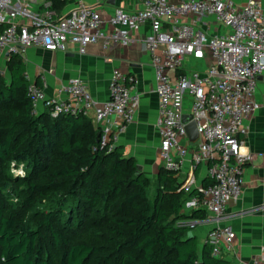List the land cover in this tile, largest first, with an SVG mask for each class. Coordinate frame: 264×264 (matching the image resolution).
Instances as JSON below:
<instances>
[{"label":"built area","instance_id":"built-area-1","mask_svg":"<svg viewBox=\"0 0 264 264\" xmlns=\"http://www.w3.org/2000/svg\"><path fill=\"white\" fill-rule=\"evenodd\" d=\"M34 1L0 0V59L6 61L30 45L57 50L68 41L77 44L80 52L99 39L106 47L126 45L131 41L132 28L149 24L143 44L158 97L155 126L161 166L178 175L190 159L187 174L180 180L181 187L189 189L196 183L194 168L206 164L211 182L196 186L211 219L202 242L210 245L213 256H221L234 239L231 225L223 218L224 211L229 199L240 197L245 165L253 159V154L244 149L240 133L259 108L255 92L258 75L264 71L260 0H143L136 10L116 7L105 20L109 25L106 32L100 12L84 0H69L70 7L60 17L47 0L40 11L33 10ZM189 16L193 19L187 21ZM199 16H213L227 32L207 33L196 25ZM187 57L201 62L199 69L187 70ZM27 95L32 113L42 102L51 116L77 113L96 123L109 119L118 132L133 120L139 103L134 77L118 68L110 73L108 97L101 104L79 77L62 84L56 97H46L40 85L28 81ZM183 114L189 115L187 121H183ZM189 121L195 123L197 131L193 140L186 132ZM99 130L100 146L116 142L118 132L105 126ZM187 202L196 206L197 199L193 196ZM248 264H264V254L254 256Z\"/></svg>","mask_w":264,"mask_h":264},{"label":"trees","instance_id":"trees-1","mask_svg":"<svg viewBox=\"0 0 264 264\" xmlns=\"http://www.w3.org/2000/svg\"><path fill=\"white\" fill-rule=\"evenodd\" d=\"M47 1L65 14L69 0ZM6 66L0 178L15 183L4 171L11 157L26 158V173L15 179V200L0 189V264H227L192 234L193 220L206 217L198 187L182 188L177 174L159 166L150 194V177L121 145L100 146L89 116L31 112L21 52ZM210 182L205 175L200 185ZM193 196L196 206L185 210Z\"/></svg>","mask_w":264,"mask_h":264},{"label":"crops","instance_id":"crops-1","mask_svg":"<svg viewBox=\"0 0 264 264\" xmlns=\"http://www.w3.org/2000/svg\"><path fill=\"white\" fill-rule=\"evenodd\" d=\"M44 0H36L31 4L33 10L40 11ZM96 8L103 17V30L109 29L105 21L116 8L136 10L142 6L143 0H84ZM179 1V0H172ZM238 3L245 0H235ZM264 13V0H260ZM70 7L68 1L62 11L65 13ZM197 27L212 33L227 32L226 27L214 19L213 16H199ZM192 16L186 18L187 21ZM149 31V24L145 23L131 29V41L126 44H112L104 46L102 39L85 46L80 52L78 45L65 42L63 49L47 50L43 47L30 45L21 50L25 62V74L28 81H39L46 97H56L57 89L68 79L79 77L87 86L97 104H101L108 97V79L113 68L120 69L126 75L134 77V89L139 94V103L133 120L122 131H117L109 119L95 126L109 127L117 133L116 144L122 146L126 156H133L137 164L154 169L161 166L159 156V135L155 126V115L158 97L155 92L153 69L150 57L143 44V37ZM186 61L200 66L201 62L193 61L190 57ZM255 98L259 108L245 121L244 130L240 137L244 149L253 154V159L245 165L243 173V187L240 197L229 199L224 211V220L234 231L231 248H224L220 257L227 264H248L251 258L264 254V71L258 75ZM42 108V102L39 103ZM187 159L178 177L184 179L190 167ZM206 175V164H198L194 168L195 186L199 185ZM206 217L193 220L196 223L193 231L202 243L206 229L211 225V219ZM197 228L201 230L195 232Z\"/></svg>","mask_w":264,"mask_h":264},{"label":"rangeland","instance_id":"rangeland-1","mask_svg":"<svg viewBox=\"0 0 264 264\" xmlns=\"http://www.w3.org/2000/svg\"><path fill=\"white\" fill-rule=\"evenodd\" d=\"M185 68L187 70H196L199 69V67L197 65H195L192 62H185ZM0 77L3 80L8 79L9 74H8V68L6 66V61H4L3 59H0ZM185 107L188 108V103L185 102ZM159 166H156L154 169L148 168V167H142L140 168V170L146 174L148 177H150L152 185L150 186L149 189V193L151 194L154 188V181H155V175L157 172ZM4 171L5 174L7 175H11L10 177L12 178H17V177H22L25 175L26 173V158L22 157H11L8 158L5 162H4ZM14 179L15 183H11V182H7L5 183V181H2V179L0 178V189L3 191V193L9 195L8 199L11 200H15V195L11 194L12 190L15 188H18L16 185V180ZM190 208V205L188 204V202L186 201L184 204V209L187 210ZM80 215V214H79ZM201 230L200 228L196 227L195 232ZM194 231V230H193ZM202 231V230H201ZM49 245H45V247H47V249ZM50 247H52L50 245ZM55 256V252L54 250L51 249V257Z\"/></svg>","mask_w":264,"mask_h":264},{"label":"water","instance_id":"water-1","mask_svg":"<svg viewBox=\"0 0 264 264\" xmlns=\"http://www.w3.org/2000/svg\"><path fill=\"white\" fill-rule=\"evenodd\" d=\"M182 119H183V121H187L189 119V115L188 114H183ZM186 132H187L188 137L191 140H193L197 136V131H196L195 123L193 121H189L188 123H186ZM140 168H141V166L138 165V170L139 171H141Z\"/></svg>","mask_w":264,"mask_h":264}]
</instances>
